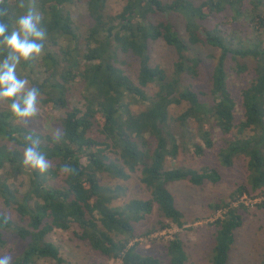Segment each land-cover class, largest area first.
Instances as JSON below:
<instances>
[{
	"label": "trees",
	"instance_id": "obj_1",
	"mask_svg": "<svg viewBox=\"0 0 264 264\" xmlns=\"http://www.w3.org/2000/svg\"><path fill=\"white\" fill-rule=\"evenodd\" d=\"M8 1L0 0V11L11 32L20 13ZM108 2L86 0L83 27L68 13L73 0L30 2L33 10L41 5L46 36L39 63L21 61L16 73L40 90L42 111L61 113L60 133L28 130L13 124L9 108L0 110V249L11 232L25 243L11 264H66L46 238L75 227L76 237L108 260L186 264L178 235L167 241V261L140 254L138 240L170 223L192 230L171 185L200 188L221 177L213 168L171 162L217 147V164L230 168L242 160L246 172V183L229 193V201L219 199L211 207L218 217L206 222L210 264H228L240 212L248 210L240 198H263L254 206L264 209V0H123L114 12ZM252 30L263 40L249 37ZM156 44L162 57L175 61L153 63ZM5 54L0 48V58ZM231 74L250 75L239 104L228 85ZM196 83L208 86L209 100L202 101L206 93ZM94 127L102 140L90 136ZM28 136L39 141L48 161L44 173L23 163ZM64 165L71 171H62ZM136 173L149 198L114 205L125 190L108 181ZM154 213L168 223L138 234L136 226ZM198 221L207 219L195 216L191 224Z\"/></svg>",
	"mask_w": 264,
	"mask_h": 264
},
{
	"label": "rangeland",
	"instance_id": "obj_2",
	"mask_svg": "<svg viewBox=\"0 0 264 264\" xmlns=\"http://www.w3.org/2000/svg\"><path fill=\"white\" fill-rule=\"evenodd\" d=\"M86 0H73V4L68 8V13L72 19L79 25L83 21L84 17H87V12L85 9ZM108 9L110 11H116L122 4L123 0H108ZM168 1V0H166ZM31 0H9V8H17L19 15L26 14V11H32L43 18L44 12L41 9L39 3L37 9L33 10L30 5ZM13 3V4H12ZM16 4V5H15ZM220 19H223L222 17ZM77 24V25H78ZM80 27H83L80 25ZM256 36V37H255ZM249 37L255 39H262L259 34L254 32L249 33ZM264 43V40H263ZM59 45H63L61 41ZM59 45L56 46L59 48ZM48 51H55V47H48ZM155 55L152 59L153 63H166V65L171 64L175 59L174 56L168 54L162 57L160 53L161 47L159 44L154 45ZM207 51L201 50V54H205ZM41 55L36 57V64L39 63ZM175 61V60H174ZM38 70V68H37ZM130 71V70H128ZM130 73H132L130 71ZM250 75L244 74L237 76L231 74L229 78V88L232 91L234 98L240 103V89L246 85ZM201 83H196L195 86ZM203 90L206 94L202 96L203 100H209L208 86L201 84ZM30 87V84H28ZM71 104H76L75 97L70 96ZM9 108L8 104H0V110ZM239 105L237 110H239ZM173 112V111H172ZM61 113H51L50 111H42L38 106V114L36 117L28 120L27 123H21L18 120H13V124L20 123L21 126L28 130L49 133L51 135H56L60 133V126L58 123V117ZM50 117H55L51 120ZM90 136L97 140H102V136L98 133L96 127L93 128ZM217 150V147H215ZM215 148L208 151L204 156L198 158H191L190 156L181 155L171 164H185L194 165L197 167L206 166L208 168L216 169L220 174L221 180L216 184L206 183L200 188H190L185 184H175L171 185V192L174 195L176 205L184 214L185 219L188 221L186 228L191 227L192 230L189 232L187 230L178 229L175 225H171L170 229L167 230H157L155 233L151 234L148 238H141L139 241V246L137 248L138 252L142 255H150L159 258L162 261H167L166 255V245L167 241L174 238V235H178L183 242V247L187 255L186 264H210V255L212 249V228L206 226L207 223L214 221L217 214H213L211 207L219 200L223 199L229 201V193L233 191L237 186L245 184L246 172L244 168V162L242 160H236L234 165L230 168H225L217 164L216 162V151ZM22 182H25L24 180ZM10 185H16L17 182H9ZM109 186L115 187L117 184L122 186L125 190V194L122 195L118 200L114 201V205H121L129 199H147L149 195L147 190L140 183L139 173L131 174L127 181H108ZM263 198L250 201L247 196L240 198L244 204L248 205L247 211H241L242 225L235 232V241L229 253L228 264H261L264 258V209H259L255 204L262 201ZM210 205V207H209ZM3 205L0 201V210H3ZM10 214V213H9ZM213 214V215H212ZM11 219L18 224L19 218L14 214H10ZM205 217L207 221H198L196 224H191L194 217ZM168 223L167 220L160 217L157 213H154L146 218L145 221L141 222L136 226L137 233L140 234L146 230L151 229L154 226L159 227L160 223ZM197 228H196V227ZM76 228L73 227L67 231L55 230L51 232L46 241L53 243L59 249V255L62 257L66 264H121L119 260H108L98 252L92 250L90 246L79 240L74 234ZM4 240L6 245L4 249H0V256L9 255L11 256V261L19 255L25 243L18 238L15 234L8 232L4 235ZM10 250V251H9ZM37 264H56L53 260H40Z\"/></svg>",
	"mask_w": 264,
	"mask_h": 264
},
{
	"label": "clouds",
	"instance_id": "obj_3",
	"mask_svg": "<svg viewBox=\"0 0 264 264\" xmlns=\"http://www.w3.org/2000/svg\"><path fill=\"white\" fill-rule=\"evenodd\" d=\"M5 12L0 11V48L6 51L0 58V104H8L11 114L21 123L38 114V97L40 90L28 87V80L20 78L16 69L21 61H29L40 56L43 50L45 30L40 26V16L28 11L16 18L15 28L9 32L4 21ZM58 138V136H57ZM29 144L24 148L23 163L44 173L48 170V161L39 150V141L26 137ZM62 171L70 172L64 165ZM11 256H0V264H11Z\"/></svg>",
	"mask_w": 264,
	"mask_h": 264
}]
</instances>
